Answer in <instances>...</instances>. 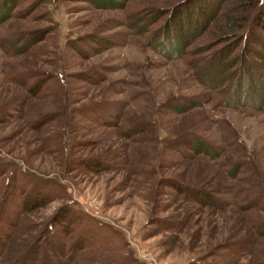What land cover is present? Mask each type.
<instances>
[{"label": "rangeland", "instance_id": "obj_1", "mask_svg": "<svg viewBox=\"0 0 264 264\" xmlns=\"http://www.w3.org/2000/svg\"><path fill=\"white\" fill-rule=\"evenodd\" d=\"M194 1L0 0V264H264V33Z\"/></svg>", "mask_w": 264, "mask_h": 264}, {"label": "trees", "instance_id": "obj_2", "mask_svg": "<svg viewBox=\"0 0 264 264\" xmlns=\"http://www.w3.org/2000/svg\"><path fill=\"white\" fill-rule=\"evenodd\" d=\"M10 1V0H9ZM8 6L11 5V2H7ZM199 3V1H194L191 2L190 5L186 6V9H190L191 7H195V5ZM228 5L226 11H230V9L232 10V14L225 20L226 24H227V29H226V33L228 35L231 34H236L237 32H241L242 33V37L244 38V36L247 34V36H250V39H253L254 42L252 41L253 44L255 43H259L261 42L259 39V35L260 33H264V0H216L215 2L211 3L210 6L211 8L209 10H207V12H202L203 16L205 17L206 22L208 23L209 21H211L212 17L216 15V11L218 10L219 6H223V5ZM213 5V6H212ZM244 13L245 16L240 17L239 13ZM226 14V13H225ZM181 16V17H180ZM186 16V12H184L183 10L181 11V13H178L173 16L176 19L182 20L184 17ZM208 18V19H207ZM176 20V23L177 21ZM3 21V20H2ZM200 29V27H199ZM252 35V36H251ZM256 35V36H255ZM173 36H169L166 38V42L169 41H174L173 40ZM262 43V42H261ZM259 47L261 46L260 44H256ZM258 62L260 61H264V56L263 58L260 57V60H257ZM248 73V81L250 79L256 81L257 86H260L261 92L258 93L259 96L262 95L261 100H259L260 102H258L256 99L259 98L258 95H256V91H254V96L252 95V99L253 101H250L251 106L255 107L256 106H264V81L262 82V84H260L259 79L257 78V76L254 74V72L252 71V69L250 68V66L246 65V68L244 70V74L247 75ZM242 86H238L235 88V92H231L229 91L228 93L224 94V98L227 102V104L229 105H237V104H243L242 102L248 103L249 104V100L250 96H246V101H244V97H242L241 95V90ZM257 90V88L255 89ZM241 95V96H240ZM241 99L243 101H241ZM255 99V101H254ZM195 147V146H193ZM34 190V189H33ZM35 207L40 206L41 204H35ZM56 224V223H54ZM56 226V225H55ZM1 240V238H0ZM1 244V241H0ZM5 244V243H4ZM2 245V244H1ZM1 250V247H0ZM39 254V253H38ZM0 256H1V251H0ZM36 260V259H35Z\"/></svg>", "mask_w": 264, "mask_h": 264}]
</instances>
